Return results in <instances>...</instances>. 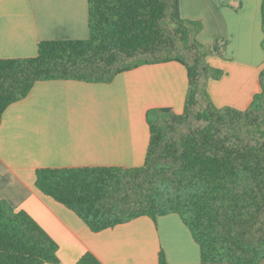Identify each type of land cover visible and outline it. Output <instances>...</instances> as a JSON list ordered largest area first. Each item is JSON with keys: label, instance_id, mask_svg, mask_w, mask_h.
Masks as SVG:
<instances>
[{"label": "trees", "instance_id": "16d2710c", "mask_svg": "<svg viewBox=\"0 0 264 264\" xmlns=\"http://www.w3.org/2000/svg\"><path fill=\"white\" fill-rule=\"evenodd\" d=\"M87 11V39L42 41L33 58L0 60V122L37 82L110 83L171 62L186 70L183 111L149 112L142 166L40 169L37 191L92 233L176 214L199 247V264L264 261V67L248 108L217 107L207 86L224 71L209 64L197 41L202 24L181 17L179 0H87ZM260 12L264 32V0ZM57 250L25 211L0 200V264H58ZM75 264L101 263L85 253ZM158 264H167L162 252Z\"/></svg>", "mask_w": 264, "mask_h": 264}, {"label": "crops", "instance_id": "0c3cea01", "mask_svg": "<svg viewBox=\"0 0 264 264\" xmlns=\"http://www.w3.org/2000/svg\"><path fill=\"white\" fill-rule=\"evenodd\" d=\"M261 0H179L187 21L200 22L197 40L210 65L224 71L218 107L244 110L260 92L264 67ZM87 0H0V60L26 59L42 41L88 38ZM187 75L179 63L144 65L110 83L46 80L11 104L0 122V200L25 211L57 244L58 264L85 253L101 264H199L200 250L176 214L154 223L137 218L92 233L70 210L35 188L40 169L143 165L148 114L169 108L181 114ZM259 264H264L261 261Z\"/></svg>", "mask_w": 264, "mask_h": 264}, {"label": "rangeland", "instance_id": "374dc122", "mask_svg": "<svg viewBox=\"0 0 264 264\" xmlns=\"http://www.w3.org/2000/svg\"><path fill=\"white\" fill-rule=\"evenodd\" d=\"M198 41V40H197ZM199 42V41H198ZM200 43V42H199ZM201 44V43H200ZM202 45V44H201ZM211 82V81H210ZM210 82H208V86H207V92L208 93H212L213 95H217L218 97L220 96V97H222V93H223V88H222V85H219L218 86V84H216V85H214L216 88L215 89H211L210 87H209V84H210ZM210 95V94H209ZM226 106V105H225ZM218 107V106H217ZM222 107H224V106H222ZM231 107V106H230ZM150 118H151V116H150Z\"/></svg>", "mask_w": 264, "mask_h": 264}]
</instances>
